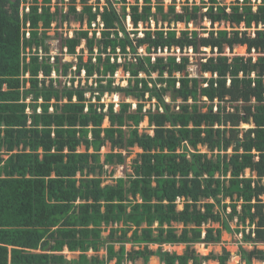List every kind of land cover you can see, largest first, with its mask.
Wrapping results in <instances>:
<instances>
[{"label": "trees", "instance_id": "obj_1", "mask_svg": "<svg viewBox=\"0 0 264 264\" xmlns=\"http://www.w3.org/2000/svg\"><path fill=\"white\" fill-rule=\"evenodd\" d=\"M91 1L0 0V264H227L195 248L222 243L216 223L264 264V0ZM71 17L88 26L61 38L77 62L51 64L50 30ZM187 50L207 55L200 78ZM135 149L132 175L104 185Z\"/></svg>", "mask_w": 264, "mask_h": 264}, {"label": "rangeland", "instance_id": "obj_2", "mask_svg": "<svg viewBox=\"0 0 264 264\" xmlns=\"http://www.w3.org/2000/svg\"><path fill=\"white\" fill-rule=\"evenodd\" d=\"M203 1H207V0H196V4L197 5H201V3ZM68 2V1H67ZM97 0H92L91 3L94 4L96 3ZM131 4L134 2V1H129ZM179 2V1H178ZM181 2H184V0H181ZM223 3V6L224 5H227L229 8L232 7V6H235L237 5V0H222L221 1ZM240 2L241 0H239V5H240ZM54 3H56V0H54ZM103 3V1H102ZM171 4V0H166V5H170ZM177 5H181L180 3H177ZM104 6V5H101V7ZM179 6L177 8H179ZM118 8V6H117ZM79 9H81V7H79ZM256 10V9H255ZM68 11V5L66 2H64V5H63V13H66ZM58 25V27H57ZM57 25H55V23L53 24V27L52 29L50 30V38L47 40L48 43H49V48H50V51H49V55L52 56V57H62V62H77V59H75L74 57L70 56L68 54V51L67 52H64L63 51V54H61V38H66L67 36H73L74 35V32L75 30H79V29H88V26L87 24L85 23L83 26L81 25V23H76L74 22V18H70V21L68 22H63L62 25L60 26V24L58 23ZM205 27H207L209 30H211V24L206 21L204 24H203ZM56 26V27H55ZM127 26L129 28V30H131V24L130 22L127 20ZM146 26V25H145ZM143 25H139V31H143L144 28ZM161 27V26H160ZM179 29H183V27L181 25H178L177 26ZM242 27L244 26H240V30H244L242 29ZM150 28L151 29H155V23H151L150 24ZM192 28V26H190V29ZM228 29L230 30V26L229 25H225V24H222V25H216L215 26V30L218 31V30H224V29ZM198 31H201L200 29H197ZM251 33H253V31H251ZM142 33H140L141 35ZM82 47H85V42H83V44L78 48V52L80 51V48ZM98 48L96 47L95 48V51H98L97 50ZM63 50H66V49H63ZM172 51H174V49H172ZM189 52V55L191 57V60H190V65L188 67V71L192 74L190 75H193V77H197L200 78V69H199V63L201 62V58L205 57V56H209L210 55V49L207 50V55L205 54H192V52L190 50H187ZM139 52H141L142 55H144V48H139ZM235 55H240V56H246L247 55V48H241V47H236L235 48ZM176 55L179 56V50L176 49ZM88 56H89V52H88V49L85 47V52H84V60H87L88 59ZM126 61H130V57L129 55L126 57ZM118 62H122L124 63L125 62V58L123 57H120L118 58ZM74 71H75V68H73V72H69V76H68V79H64L63 77H59V79L62 81V85L63 84H66L64 82H67L69 86H71L70 84V81L69 79H74L76 76L74 74ZM52 77L53 78H57L58 76L56 74H52ZM145 75L144 74H139V78H144ZM205 77L207 78H210V75L206 74ZM133 78L131 75H129L128 73H125L122 69H120L119 71L116 72V74L114 75V83L115 85H121V86H126L127 85V81L129 79ZM153 78H157V75L156 76H153ZM80 79V80H79ZM85 74H81L80 77H77L76 78V83L75 85L78 86L79 84V81H81L82 85L85 84ZM92 80H90L89 84H92ZM115 95L113 96H108L106 95L105 98H104V102L106 104L112 102L114 103L115 105H117L120 101L124 100L123 97H120L118 95L117 98L114 97ZM127 102H131L133 104V107L135 106V102L132 101V100H127ZM146 108H148V105L146 106ZM107 122L105 123V127L107 126ZM143 127H146L147 124L146 122L143 123L142 125ZM246 128H248V126H246ZM151 133V132H150ZM82 152H84V150L82 149L81 150ZM109 152V148L107 147L105 150H103L102 152V155H106L107 153ZM139 153L138 150H132L131 151V155L127 156V159H126V165L123 166V167H119V168H116L114 171H115V174L114 176L111 178H109V173L111 172V170L109 169L108 170V176H107V179H106V183L104 185H112L114 182H112L113 180H118L120 178H125V176H129V175H132V162L133 160L136 158V155ZM127 155V154H125ZM183 207V203L180 202L179 203V208H182ZM179 224H177L178 226ZM234 225H235V221H233L231 223V226L232 228H234ZM212 226H214L215 228H221L222 230V243L220 245H211L209 246L208 248L205 247L204 245H196L195 248L196 250L198 251V253H200L202 256H207L211 253H213L214 255L216 256H220V255H224V253H229V259L227 261V264H245L244 262H242L240 260V256L238 255V251H239V246L240 245V239H241V235H234V234H229L226 232V230L224 229V226L219 223H216V224H212ZM180 227V226H179ZM179 233V232H178ZM107 233H105L106 235ZM104 235V236H105ZM130 235V234H129ZM202 247V248H201ZM204 248L206 249V251L204 250ZM242 248H245L247 250H253L254 246H251V245H242ZM258 249H263L264 250V245H260V246H257ZM131 249V245L130 244H127L126 245V250L129 251ZM151 249L153 250H156L157 247L156 246H152ZM116 250H118V246H116ZM165 250H168L169 252L173 253H177L178 255H182L185 253V250H186V247L185 246H166L165 247ZM78 254V253H77ZM91 255L94 254V253H90ZM105 254V251L104 250H101L100 251V255H104ZM73 256L72 255H69V259H71ZM256 264H261V263H258V262H255ZM109 264H114V261L109 263ZM127 264H130V263H127ZM136 264H142V261H137ZM148 264H160V261L158 259H156L155 257L151 258L150 261L148 262ZM204 264H219L218 261H213V260H210V261H206Z\"/></svg>", "mask_w": 264, "mask_h": 264}, {"label": "built area", "instance_id": "obj_3", "mask_svg": "<svg viewBox=\"0 0 264 264\" xmlns=\"http://www.w3.org/2000/svg\"><path fill=\"white\" fill-rule=\"evenodd\" d=\"M102 7H103V6H102ZM102 7H101V10H103ZM98 21L100 22V19H99ZM98 35H100V32H98ZM63 49H66V50H63ZM63 49H62V52H63V51H64V52H67V51H68V49H67L66 47H64ZM54 58H55V57L50 56V63H51V64L54 63ZM27 77H29V76H27Z\"/></svg>", "mask_w": 264, "mask_h": 264}, {"label": "bare ground", "instance_id": "obj_4", "mask_svg": "<svg viewBox=\"0 0 264 264\" xmlns=\"http://www.w3.org/2000/svg\"><path fill=\"white\" fill-rule=\"evenodd\" d=\"M241 48H245V47H241ZM114 97H115V98H117V96H116V95H115ZM201 248H202V247H201ZM204 250L206 251V249H205V248H204Z\"/></svg>", "mask_w": 264, "mask_h": 264}, {"label": "crops", "instance_id": "obj_5", "mask_svg": "<svg viewBox=\"0 0 264 264\" xmlns=\"http://www.w3.org/2000/svg\"><path fill=\"white\" fill-rule=\"evenodd\" d=\"M186 247V246H185ZM151 248V247H150ZM156 258V257H155ZM156 259H158L159 261H160V264H161V260H160V258H156Z\"/></svg>", "mask_w": 264, "mask_h": 264}, {"label": "clouds", "instance_id": "obj_6", "mask_svg": "<svg viewBox=\"0 0 264 264\" xmlns=\"http://www.w3.org/2000/svg\"><path fill=\"white\" fill-rule=\"evenodd\" d=\"M63 48H64V47H63ZM63 48H62V49H63ZM66 48H67V47H66ZM41 77H42V76H41ZM146 124H147V123H146ZM245 127H246V126H245Z\"/></svg>", "mask_w": 264, "mask_h": 264}]
</instances>
